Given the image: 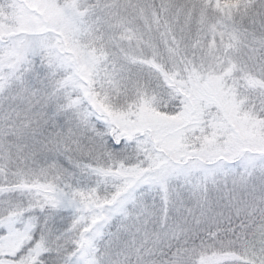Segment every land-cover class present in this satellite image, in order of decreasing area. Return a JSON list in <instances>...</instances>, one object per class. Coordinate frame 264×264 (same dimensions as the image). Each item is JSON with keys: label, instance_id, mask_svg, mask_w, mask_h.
Segmentation results:
<instances>
[{"label": "snow or ice", "instance_id": "6c2138e0", "mask_svg": "<svg viewBox=\"0 0 264 264\" xmlns=\"http://www.w3.org/2000/svg\"><path fill=\"white\" fill-rule=\"evenodd\" d=\"M248 23L264 27V0H0V99L59 129L40 152L0 139V264H147L151 234L121 245L117 218L154 196L167 224L209 182L264 171ZM230 231L173 264H264V223L260 241Z\"/></svg>", "mask_w": 264, "mask_h": 264}, {"label": "clouds", "instance_id": "9594fccd", "mask_svg": "<svg viewBox=\"0 0 264 264\" xmlns=\"http://www.w3.org/2000/svg\"><path fill=\"white\" fill-rule=\"evenodd\" d=\"M244 27L250 33H255L256 40L264 39V27L259 23L255 27L250 23ZM242 55L244 57L252 55L256 62L264 63V48L259 45H256L254 53L251 45H245ZM18 113H23L21 102L10 98L9 95L0 99V139L17 147L23 153L31 152L33 149L37 152L48 149L54 130L59 131L55 128L58 121L50 123L47 118L32 116L29 122L23 116L18 118ZM6 116L11 119H5ZM18 130L23 134L18 135ZM37 159L40 157L37 156ZM241 201L255 206V215L251 216V219H249L253 211L251 208L239 215L232 211V206ZM158 204L159 201L154 196H146L141 209L132 212L131 218L123 220L117 218L110 229L116 232L122 224H126L128 230L121 232L119 244H127L135 238L139 247L145 237L146 227L147 232L151 234L147 247L154 253L144 257L147 264H173L181 249L198 248L201 241H206L209 228L229 236L233 234L230 230H234L235 236L241 239L246 234L249 239L260 241L261 235L256 233L257 226L264 223V171L251 174L246 178L245 184H234L231 180L226 182L223 178H219L215 183L209 182L186 201L187 206L193 209L192 214L172 213L167 224L159 223L156 219L155 209ZM105 236L106 238L100 241L101 247L111 238L107 233ZM131 264H137L135 256H132Z\"/></svg>", "mask_w": 264, "mask_h": 264}]
</instances>
